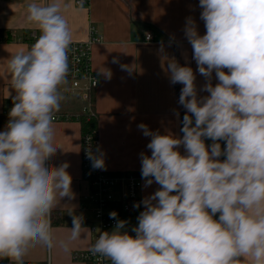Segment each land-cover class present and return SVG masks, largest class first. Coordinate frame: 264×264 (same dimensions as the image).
I'll use <instances>...</instances> for the list:
<instances>
[{
    "label": "clouds",
    "instance_id": "1",
    "mask_svg": "<svg viewBox=\"0 0 264 264\" xmlns=\"http://www.w3.org/2000/svg\"><path fill=\"white\" fill-rule=\"evenodd\" d=\"M199 7L206 33L191 17L184 33L209 95L198 96L191 67L167 60L171 83L183 85V135L138 125L151 137V155L140 153L144 187L159 188L134 204L144 205L134 236L128 221L109 213L116 224L91 251L110 264H264V0H199ZM61 12L59 0L28 3L27 21L40 35L8 63L15 96L0 131V258L13 264H23L36 244L55 246L51 211L58 200L74 199L68 163L46 164L58 148L55 114L70 71L72 36ZM88 158L106 170L99 147ZM69 215L65 251L87 229L82 214Z\"/></svg>",
    "mask_w": 264,
    "mask_h": 264
},
{
    "label": "crops",
    "instance_id": "2",
    "mask_svg": "<svg viewBox=\"0 0 264 264\" xmlns=\"http://www.w3.org/2000/svg\"><path fill=\"white\" fill-rule=\"evenodd\" d=\"M78 0H59L61 14L67 21L72 43L86 42L91 26L102 36V42L92 47V68L100 76L95 93V111L98 115L99 149L104 154L106 172L123 174L133 172L141 176L140 153L151 155L147 148L151 137H145L138 128L141 123L161 134L172 133L182 137L183 116L186 109L179 104L182 84H172L167 71V60L175 58L181 66H189L196 76L198 96L208 82L197 70L191 44L185 37L186 18L195 20L200 35L206 33L200 19L202 9L199 0H85L88 5H77ZM30 2L44 4L46 0H0V29L11 39L0 41V113L13 106L15 91L11 87L9 60L17 53L26 51L33 42L30 35L36 27L27 21L26 5ZM151 33L155 42H146ZM31 41V42H30ZM109 70L111 78L102 72ZM227 71V69H225ZM211 83H218L213 72ZM71 87L67 82L61 86L63 101L58 116H74L83 109L79 93L63 92ZM179 113L177 117L176 113ZM54 144L56 153L46 162L59 167L68 163L67 172L72 177L74 199L58 200L51 212L65 216L64 225H52L55 246L49 250L40 244L32 246L23 262L36 264H86L72 258L76 252L91 247V214L82 209L83 196L89 183L83 177L82 129L76 120L55 122ZM207 145H210L206 143ZM185 154L183 146L179 148ZM221 160L222 157H220ZM142 177V176H141ZM140 190V201L153 194L159 185L155 182ZM144 205L141 204V211ZM83 215L84 227L80 238L69 243V250L60 246L70 236L72 217ZM128 221L126 230L130 235L138 222Z\"/></svg>",
    "mask_w": 264,
    "mask_h": 264
},
{
    "label": "built area",
    "instance_id": "3",
    "mask_svg": "<svg viewBox=\"0 0 264 264\" xmlns=\"http://www.w3.org/2000/svg\"><path fill=\"white\" fill-rule=\"evenodd\" d=\"M77 5H88L85 0H78ZM37 32L30 35V40L38 39ZM9 38L8 35L0 37V41ZM102 42V36L95 26H91L86 42L72 43L69 52L70 71L68 79L71 87L63 89L65 93H79L84 102L82 112H91V95L96 93L100 85V76L92 68V47ZM146 42H155L151 33L146 35ZM71 116L55 115V122L69 121ZM99 136L87 135L83 139V177L89 183V188L83 196L82 209L91 214V247L84 252H76L72 258L86 264H110V261L92 253L91 248L100 232L112 231L116 220L110 219L109 213L117 212V218L123 220L133 213L134 204L140 202V190L143 186L141 176L133 172L123 174H111L102 169H93L92 162L88 158L91 151L97 154Z\"/></svg>",
    "mask_w": 264,
    "mask_h": 264
},
{
    "label": "trees",
    "instance_id": "4",
    "mask_svg": "<svg viewBox=\"0 0 264 264\" xmlns=\"http://www.w3.org/2000/svg\"><path fill=\"white\" fill-rule=\"evenodd\" d=\"M5 32L0 29V37L5 36ZM5 42H10L11 39L7 38L4 40ZM36 40L32 41L33 43ZM31 42V41H30ZM95 93H92L91 95V112L84 113L80 112L74 116H71V120H76L81 123V129H82V138L84 139L87 135L93 134L96 137H98V115L95 111ZM9 110H4L2 113H0V131L4 130V127L9 119ZM206 143L210 144L212 143L211 140L206 139ZM222 148L226 147V142L221 141ZM222 159H225V157H222ZM141 212V206L140 208H136V210L131 213L128 216V219L135 220L138 222L137 217L139 216ZM65 222V216L61 212H51V224L52 225H58L62 226ZM0 264H13V262L8 258H0ZM23 264H36L33 262H23Z\"/></svg>",
    "mask_w": 264,
    "mask_h": 264
}]
</instances>
